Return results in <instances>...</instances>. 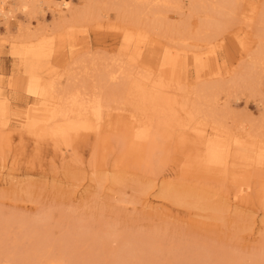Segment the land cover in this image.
<instances>
[{"label":"rangeland","instance_id":"374dc122","mask_svg":"<svg viewBox=\"0 0 264 264\" xmlns=\"http://www.w3.org/2000/svg\"><path fill=\"white\" fill-rule=\"evenodd\" d=\"M49 1H38L40 7L34 6V16L29 19L18 10L13 11L10 22L0 16V213L27 219L49 216L46 225L51 228L46 227L53 237L66 234L75 219L76 223L77 219L86 222L84 225L93 231L111 227L110 247L139 258L136 237L151 234L158 243L162 241L158 246L163 244V258L170 249L178 255L172 260V253L164 260L158 255L164 264H178L177 259H185L182 252L187 257L196 252L193 257L202 259L206 253L205 263L210 264H225L228 259L264 264V164L249 155L236 158L225 177L209 176L184 169L186 156L178 152V146L176 150L157 151L150 160L136 157L122 150L123 138L115 129L54 141L46 134L33 138L20 126L19 116L35 99L21 93L13 82L28 75L40 76L41 82L65 79L68 70L74 69L79 70L76 75L80 79L84 61L90 68L91 57H95L100 69L105 63L110 65L113 56L124 53L118 32L127 22L120 19L114 0L101 7L96 19L77 26L70 35L65 29H56ZM70 1L72 10L83 12L90 0ZM247 3L259 5V0ZM180 4L178 13L166 11L168 21L185 27L191 37L179 45L186 58L176 62L177 68L170 67V75H179L187 94L202 87L219 88L218 107L231 123L233 135L240 138L241 124H264L259 96L251 94L244 80L257 47L256 29L245 28L239 21L225 30L230 36L223 45L219 43L221 33L204 40L199 33L209 30L208 11L193 7L187 0ZM50 31L54 35L49 52L37 56L25 53L24 44L36 42L35 36L49 35ZM195 33L199 39L192 38ZM240 37L247 46L240 47ZM197 53L201 61L195 59ZM9 120L13 126L2 127ZM230 168L235 170L234 180ZM238 182L249 187L243 195L235 196ZM162 187L167 189L165 194H161ZM166 248H170L169 253ZM191 257L197 263L204 262ZM209 257L217 261L213 263ZM158 260L156 263H163Z\"/></svg>","mask_w":264,"mask_h":264},{"label":"bare ground","instance_id":"6f19581e","mask_svg":"<svg viewBox=\"0 0 264 264\" xmlns=\"http://www.w3.org/2000/svg\"><path fill=\"white\" fill-rule=\"evenodd\" d=\"M38 1L0 0V16L7 23L14 18L13 11L18 10L28 19L32 18L34 6L40 7ZM110 1L90 0L83 12L72 10L70 0H50L49 6L52 16L57 19L56 29H65L64 32L70 35L76 32L77 26L96 19L101 7ZM114 1L120 19L127 23L121 25L118 32L124 42V53L113 56L110 65L105 63L97 69L95 57H91L90 68L85 61L82 64V80L76 75L79 70L74 69L68 70L65 79L59 77L55 81L41 82L40 76L28 75L13 82L21 93L35 99V103L19 116L25 132L33 138L46 134L51 140L59 141L70 135H98L107 128L115 129L123 138L122 150L150 160L155 152L176 150L175 146H178V152L186 156L184 169L209 176L222 174L225 177L229 166H234L241 155H249L256 163L264 164V124H241L243 135L236 138L231 123L218 107L219 88L202 87L187 94L179 75H170V67L177 68L176 62L186 58L185 50L179 45L191 37L185 27L171 25L166 14L169 10L178 13L181 0ZM187 1L193 7L208 11L206 25L209 30L199 33L204 40L221 33L219 43L223 45L230 36V31L225 30L235 22H244L245 28L255 27L257 47L244 80L251 94L259 96L264 121V0H259V5H248V0ZM118 33L115 35L119 36ZM39 35L35 36L36 42L24 44L26 54L37 56L46 50L49 52L48 44L54 31ZM199 35L195 33L192 38L199 39ZM239 42L240 47L247 46L244 38L240 37ZM127 47L131 48L128 52ZM194 56L201 61L200 53ZM74 79L78 80L71 84ZM191 95L193 99H189ZM13 124L9 120L1 125L7 128ZM229 172L233 177L235 170L230 168ZM248 187V184L238 182L234 195H243ZM166 192L167 189L162 187L161 194ZM45 217L49 219V216ZM46 218L27 219L0 213V264H158V255L163 260L171 253V260L178 256L166 248L170 253L163 258L164 253L160 252L163 244L158 246L162 241L158 243L151 234V237L147 234L136 237L140 258L136 254L114 250L110 247L113 241L111 227L100 226L101 229L98 227L93 231L84 225L86 222L78 219L77 223L73 220L74 225L70 224L71 229L69 227L66 234L53 237ZM194 253L190 255L193 257ZM181 254L183 252L180 256L185 259H177L178 264L211 262L205 263V255L209 256L206 253L201 255L205 260L197 255L193 257L202 259L204 262L201 263ZM215 257L208 259L215 263ZM163 260L158 262L164 264ZM232 260L228 259L225 264H240Z\"/></svg>","mask_w":264,"mask_h":264}]
</instances>
